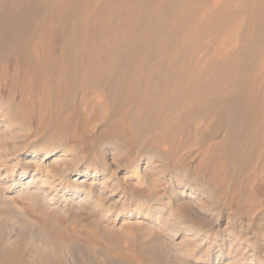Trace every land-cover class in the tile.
<instances>
[{
  "label": "rangeland",
  "instance_id": "374dc122",
  "mask_svg": "<svg viewBox=\"0 0 264 264\" xmlns=\"http://www.w3.org/2000/svg\"><path fill=\"white\" fill-rule=\"evenodd\" d=\"M0 103L17 180L40 158L24 151L49 145L67 154L48 163L99 166L70 176L94 192L116 184L85 209L44 210L0 168V264H35L41 229L39 264H264V0H0ZM146 201L161 214H125Z\"/></svg>",
  "mask_w": 264,
  "mask_h": 264
},
{
  "label": "bare ground",
  "instance_id": "6f19581e",
  "mask_svg": "<svg viewBox=\"0 0 264 264\" xmlns=\"http://www.w3.org/2000/svg\"><path fill=\"white\" fill-rule=\"evenodd\" d=\"M13 19H15V18H13ZM254 28H256V26ZM259 28H260V26H259ZM12 31H14V30H12ZM17 31L19 32V30H17ZM17 31H14V32H17ZM7 37L8 36H6V38ZM19 37L20 36H18V39H19ZM10 39H11V37H10ZM10 39H9V41H10ZM21 39H19V41ZM1 41H4L5 42L6 40L4 38L3 40L1 39ZM7 41H8V38H7ZM15 41L16 40H15V37H14V41L13 42H15ZM13 45H16V44L13 43ZM235 95H237V94H235ZM237 97H238V95H237ZM234 99H235V96H234ZM240 100L242 101V100H244V98L243 99L240 98ZM233 101L234 100L232 99V102ZM237 101L239 102V100H237ZM229 103H230V100H229ZM234 103L236 104L235 101H234ZM232 104L233 103H231V105ZM238 105H239V103H238ZM226 106H228V104H226ZM233 107H232V109H233ZM229 108H230L229 106L227 107V109L225 107L224 111L226 110V112H225L226 115H224V116H227V110H229ZM247 108H249V107H247ZM238 109L240 110V108H238ZM233 110H234V112H232V113L234 114L235 113V108ZM244 110L245 109H243V111ZM0 114L3 115L2 117H4L5 115L8 117V114H9L8 107L7 106H4L2 103H0ZM243 114L245 115V113H243ZM227 117H228V119L229 118L231 119V116L230 117L227 116ZM2 120H3V118H2ZM232 120H235V119L234 118L231 119L230 122ZM2 138L3 137L0 135V140ZM14 152H15L14 149L11 148V147L9 148V147L4 146V145H1L0 146V168H3L4 170L5 169L7 170L6 173L3 171L5 173V175H3V178L4 179L6 178L7 180L11 178L10 180H11L12 184H11L10 187L12 188V187H14L16 185H18V187H19L18 189H14L13 190L14 195L16 197H18V199L21 200V201H23V200L24 201H27L32 207L40 206L44 210L45 209L46 210L47 209L56 210L57 208H60V209L63 208V209H65L66 207L70 206L75 211H79V210L85 209L86 207H88V205L91 204L90 203V196H91L92 193L96 196V198L98 200H102V199L103 200H106V198L108 199V197L113 196V194H114V192L116 190L115 181L112 182L111 185H108V182H111V181H109L110 178L106 179V181L104 183H102L101 188H107V187H109V194H107L106 196L103 197V195L101 193L102 191H99V192H96V191L94 192L93 191V188H92L93 187V185H92L93 184V181L89 182L86 185L84 182H77L76 179L70 177V176H73V175H76V176H79V177H84L85 175H88L89 174V171L90 170H92L93 174L91 176L93 178L98 173L100 174V172L102 171L100 168H98L99 166L88 167V166L82 165L80 163L79 164H74V163L71 162L70 165H69V167H68V164H67V166L64 167L63 165L59 164L58 162H64L65 161L64 160L65 158H61V159L59 158V159H57L56 161H54L56 163H48V159L51 158L57 152H60V155L61 156L67 154V149H65V150L62 149V150H59L58 151L56 148L50 147L49 145L33 146L30 149H27V150L24 151L23 155L25 154V156L31 157V159L32 158H36V157H40V158L39 159L38 158L37 159H34L32 161H29L28 162V166H26V167H20L21 171L18 174V176H20V177L17 180L16 179V176H15L16 175V172L14 173V170H15V167L19 164L20 159L17 156L14 157ZM7 164L10 165L8 168H6ZM30 165L32 166V169L31 170H33V174H31V179H32L31 184L29 182H23L22 180H20L21 177L28 176L27 175V173L29 171V168L28 167ZM11 168H13V169H11ZM138 169H139L138 168V163L132 162L130 164V166H129V171H128L129 172V175L130 176L133 175V176H135L137 178H139L140 176H143V173L139 172ZM110 177H111V175H110ZM123 178H125V177H123ZM181 186H183V188H185V187L186 188H189L190 185L189 184H186L185 182L182 181L181 182ZM9 197H11V196H9ZM7 198H8V196H6L5 189L0 185V200H1V202L8 204L9 202L6 201ZM95 205H97L96 207L99 210L98 207H99V205H102V204L101 203L100 204L99 203H96ZM96 207H93V209H96ZM111 208H112L111 206H108L106 209H102V211H100V212H102V213H100V218L101 219L102 218H106L109 215V212H110L109 210ZM162 208H163V206H160V205L152 206V205H150L148 203V201H146L145 203L144 202L141 203V205L136 210H134V211L126 210L125 214L127 216L141 214V216H144L145 218H150V215L161 214ZM179 224H181V222L179 220H176L175 218H173V217L170 216V217H167L166 218V221L164 223V227H165V229L169 230L170 235L173 237L180 230ZM196 233H198V234L199 233L205 234L204 236L207 237L208 234H209V230L206 229V230L202 231L201 229H198V231ZM28 238H30L31 241H40L41 245H43V246L44 245H47V240L48 239H51L50 234H49V231L43 230V229H41V231H39V230H37V231H31L29 233V237ZM215 241H219V240L216 239ZM51 242L52 241H50V243ZM31 244H32V242H31ZM43 246L42 247H34V245H33L32 248H30L27 251V252H32V253H34L36 255V258H37L38 261L36 260L37 262H34L35 264H39L38 263L39 262V259L42 258L44 255H46V254L49 255V252H47L45 250V247H43ZM65 246L67 248H69L68 245H65ZM7 247H9V246H7ZM10 247H9V250L11 249ZM217 247H218V245H217ZM210 248H215V247H213L212 245H210ZM3 249H6V247L3 248ZM16 249L18 250L19 249V246H18V248L16 246ZM6 250H8V249H6ZM6 250H5V252H6ZM24 250H25V248H23V251ZM68 250H71V248L68 249ZM164 251L165 252H168V249L165 248ZM27 255H28V253H27ZM172 255H173V253H172ZM30 256H33V254H30ZM45 259H46V257H45ZM52 260H53V258H52ZM46 261H47V259H46ZM46 264H47V262H46ZM53 264H58V263L54 262Z\"/></svg>",
  "mask_w": 264,
  "mask_h": 264
}]
</instances>
